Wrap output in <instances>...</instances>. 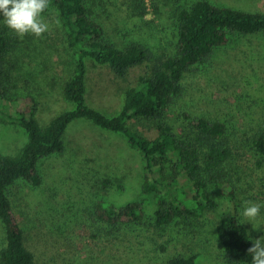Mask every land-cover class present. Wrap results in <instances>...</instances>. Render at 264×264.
Returning a JSON list of instances; mask_svg holds the SVG:
<instances>
[{"label":"rangeland","instance_id":"rangeland-1","mask_svg":"<svg viewBox=\"0 0 264 264\" xmlns=\"http://www.w3.org/2000/svg\"><path fill=\"white\" fill-rule=\"evenodd\" d=\"M196 1L142 0L144 8L140 0H87L86 4L105 37L117 47L137 42L147 46L154 56L170 57L176 54V14ZM208 1L264 12V0ZM42 16L48 31L40 37L26 34L25 44L14 56L16 89L11 95L21 99L4 101L0 106L2 155H16L27 140L18 123L10 122L7 115L16 118V122L17 111L29 114L35 109L40 125L46 126L53 117L73 107L61 95L72 56L66 50L57 12L51 9ZM143 73L138 69L121 79L109 67L88 62L86 103L105 115L118 113L124 90L135 86ZM187 89L168 117L177 131L184 127L179 114L186 111L229 118L242 142L250 138L264 127V37L234 36L229 45L215 51L190 76ZM133 125L147 136L156 132L144 120L134 121ZM64 140L62 154L40 161L43 183L39 188L20 181L8 191L15 218L25 231L26 245L42 264H165L178 255H199L198 264H230L215 230L220 216L231 210L226 193L215 195L218 207L214 212L177 221L165 230L157 229L156 198L142 191L144 170L136 150L120 135L84 119L68 126ZM241 141L236 145L235 166L238 185L244 190L242 201L261 205L260 214L253 221L258 228L254 229L251 222L244 223L256 240L264 237V164L258 166L254 154ZM176 187L184 189L186 198L193 196L186 177L179 176ZM177 188L172 190L175 197L179 196ZM99 201L118 207L145 201V221L136 227L108 226L96 215ZM5 245V229L0 222V252Z\"/></svg>","mask_w":264,"mask_h":264},{"label":"trees","instance_id":"trees-1","mask_svg":"<svg viewBox=\"0 0 264 264\" xmlns=\"http://www.w3.org/2000/svg\"><path fill=\"white\" fill-rule=\"evenodd\" d=\"M86 3L87 0H50V6L42 14L51 9L57 12L66 50L72 56L70 74L62 83L61 92L63 101L71 104L72 109L62 111L46 126L40 125L35 109L29 114L17 111L16 122V118L7 115L10 122L18 123L27 140L16 155L0 154V222L6 241L0 252V264H42L26 245L25 231L15 218L8 191L20 181L32 188L42 185L40 161L64 152L66 130L79 119L120 135L140 154L144 170L142 191L154 194L158 206L155 228L165 230L177 221L198 219L214 212L218 207L215 195L220 191L226 193L231 210L222 214L215 225L218 243L228 263L251 264L248 249L255 239L248 227L241 224L243 217L239 216L244 190L238 185L235 166L236 145L241 141L235 126L229 118L181 111L184 127L177 131L168 117L187 93L190 76L195 75L215 51L229 45L234 36L264 37V12H248L197 0L176 14V54L157 57L141 43L129 42L121 48L111 43ZM24 38L27 36L21 38L9 29L0 14V106L4 101L21 99L11 93L16 89L14 56L25 44ZM88 62L109 67L121 79H126L132 71H144L135 86L124 90L118 113L105 115L86 103ZM30 100L36 102L34 98ZM143 120L154 127V135L147 136L133 125L134 121ZM242 144L262 167L264 127ZM179 176L186 177L190 183L191 198L185 197L184 189L176 187ZM175 188L178 197L172 193ZM96 215L108 226L136 227L145 221V201L121 207L99 201ZM199 260V255H178L165 264H198Z\"/></svg>","mask_w":264,"mask_h":264},{"label":"clouds","instance_id":"clouds-1","mask_svg":"<svg viewBox=\"0 0 264 264\" xmlns=\"http://www.w3.org/2000/svg\"><path fill=\"white\" fill-rule=\"evenodd\" d=\"M50 6V0H0V14L5 25L23 38L26 34L36 37L42 36L48 31V24L44 21L42 14ZM261 205L245 200L242 204V223L251 222L254 229L257 225L253 223L260 214ZM261 237L256 239L253 246L248 249L252 255L251 264H264V244Z\"/></svg>","mask_w":264,"mask_h":264}]
</instances>
